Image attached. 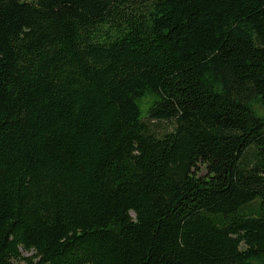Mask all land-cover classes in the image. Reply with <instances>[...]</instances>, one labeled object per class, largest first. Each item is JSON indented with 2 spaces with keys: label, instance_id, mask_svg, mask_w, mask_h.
<instances>
[{
  "label": "trees",
  "instance_id": "1",
  "mask_svg": "<svg viewBox=\"0 0 264 264\" xmlns=\"http://www.w3.org/2000/svg\"><path fill=\"white\" fill-rule=\"evenodd\" d=\"M257 103L264 0H0V264H264Z\"/></svg>",
  "mask_w": 264,
  "mask_h": 264
},
{
  "label": "rangeland",
  "instance_id": "2",
  "mask_svg": "<svg viewBox=\"0 0 264 264\" xmlns=\"http://www.w3.org/2000/svg\"><path fill=\"white\" fill-rule=\"evenodd\" d=\"M152 100V97H148L146 98L143 103L141 104L143 109H146V107L148 106L149 102ZM258 111L260 114H264V105L263 104H259L257 103L256 105ZM151 128L153 131H155L156 133H158L159 135L169 132L170 130H172L173 128V122L170 120H157V121H151ZM205 170L201 171L200 174H204ZM259 202V199H258ZM31 253H27L25 252V255H30Z\"/></svg>",
  "mask_w": 264,
  "mask_h": 264
}]
</instances>
